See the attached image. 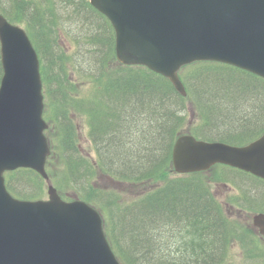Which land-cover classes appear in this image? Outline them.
Returning <instances> with one entry per match:
<instances>
[{"label": "trees", "instance_id": "obj_1", "mask_svg": "<svg viewBox=\"0 0 264 264\" xmlns=\"http://www.w3.org/2000/svg\"><path fill=\"white\" fill-rule=\"evenodd\" d=\"M0 13L26 30L39 56L44 119L51 118L59 135L58 150L46 162L50 181L59 194L74 189V196L105 215V234L121 264H218L231 239L243 243L248 237L249 248L257 244L224 214L202 173L170 175L172 146L184 132L236 144L264 131L263 79L197 62L179 72L183 97L161 75L116 61L113 29L89 0H0ZM187 102L200 117L193 127L186 123ZM72 113L87 118L92 159L78 146ZM97 175L162 184L129 202L95 187ZM5 181L19 199L44 195L45 182L32 170L9 172ZM184 238L190 241L182 249L176 243ZM246 256L260 264L254 249Z\"/></svg>", "mask_w": 264, "mask_h": 264}, {"label": "water", "instance_id": "obj_2", "mask_svg": "<svg viewBox=\"0 0 264 264\" xmlns=\"http://www.w3.org/2000/svg\"><path fill=\"white\" fill-rule=\"evenodd\" d=\"M110 22L117 60L167 78L182 96L178 72L219 62L264 79V0H89ZM0 264H120L99 213L64 201L52 185L45 200L24 201L4 173L32 169L48 180L39 58L26 31L0 14ZM177 174L224 164L264 179V134L245 146L179 136L171 154ZM264 236V214L253 217Z\"/></svg>", "mask_w": 264, "mask_h": 264}, {"label": "rangeland", "instance_id": "obj_3", "mask_svg": "<svg viewBox=\"0 0 264 264\" xmlns=\"http://www.w3.org/2000/svg\"><path fill=\"white\" fill-rule=\"evenodd\" d=\"M63 45V43H62ZM68 46H65V49H67ZM86 84L81 89V94L86 91ZM187 122H190L188 126L193 127V125L200 124V117L199 114L193 109L192 105L187 102ZM46 111V106L44 107V112ZM73 121L77 127V140H78V146L83 151L84 154L88 155L89 158H94V151L92 149V144L90 142L89 137V129H88V123L87 118L83 114L79 113H72L71 114ZM47 124L48 127L45 131V136L47 138V141L49 143L52 156L54 157L57 150H58V139L59 135L57 130L54 127V124L52 123L51 118L47 117ZM187 125V124H186ZM186 131V129L184 130ZM57 156L55 159V162H57ZM239 175L235 172H230L226 169H220V168H214L209 172L202 173L200 178L201 180L208 186V189L214 199L219 203L221 209L223 212L227 214V216L230 218L231 222H234L236 224H239L243 230H245L250 235L253 234L250 228V224L252 225V215L255 212H259L264 210V196L261 198L257 194H251L249 195V192L255 193L256 191H262L264 192V185L260 186L259 184H254L256 186H252V188L249 184L248 180L243 178V176H237V177H231L230 175ZM170 177H176L174 174L170 175ZM248 178V177H246ZM51 182V181H50ZM51 184L55 187L53 182ZM93 184L97 188H101L105 191H111L115 192L118 196L121 197L123 201H133L135 198L145 194L146 192L152 190L154 187H157L162 184L161 181L151 180L147 184H130L125 182H117L110 177L97 175L95 176L93 180ZM247 185V186H245ZM245 186V188L249 189L247 195H243L245 192L242 187ZM56 188V187H55ZM252 189V190H250ZM254 189V190H253ZM59 193V192H58ZM61 196L65 197L64 199L67 200H73L78 199L76 196H74V189L66 188L63 189V191L60 194ZM47 197L46 193V184L44 186V195L43 198ZM242 198L246 200V204H242L239 199ZM251 203V204H250ZM240 206L242 211V214H239L237 210V206ZM252 205V206H251ZM258 208V209H256ZM239 209V208H238ZM245 209H250V211H247ZM261 209V210H260ZM254 211V212H253ZM229 213V214H228ZM101 214V218L103 221V227L105 230V226H107V218H105V215ZM246 226V228L244 227ZM255 234V233H254ZM258 239V236H256ZM189 238L181 239L178 243L182 249H184L185 246L183 245V242H189ZM239 240H233L229 242L228 245V260L224 264H244V260L241 259V250L237 247ZM259 244H261L264 247V243L260 240H258ZM233 244H236L237 246H234ZM191 246V243L189 244Z\"/></svg>", "mask_w": 264, "mask_h": 264}, {"label": "flooded vegetation", "instance_id": "obj_4", "mask_svg": "<svg viewBox=\"0 0 264 264\" xmlns=\"http://www.w3.org/2000/svg\"><path fill=\"white\" fill-rule=\"evenodd\" d=\"M232 170H234V171H238V172H242V171H239V170H236V169H232ZM242 173H244V172H242ZM244 174H246V173H244ZM256 182H257V183H261V184L264 185V181H263V180H257ZM251 194H256V193L249 192V195H251ZM237 210H238V212L240 211L239 214H240L241 211H242L241 209H238V208H237ZM242 212H243V211H242ZM241 214H242V213H241ZM256 234L259 235L258 231H256ZM260 239L262 240L263 238L260 237ZM234 246H237V245H234ZM238 246H239V245H238ZM238 246H237V247H238ZM238 248H239V247H238Z\"/></svg>", "mask_w": 264, "mask_h": 264}]
</instances>
